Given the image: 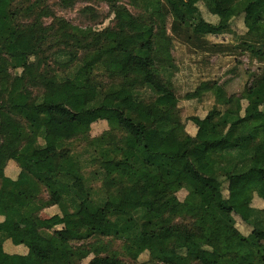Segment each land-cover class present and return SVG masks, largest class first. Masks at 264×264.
<instances>
[{
    "label": "trees",
    "instance_id": "16d2710c",
    "mask_svg": "<svg viewBox=\"0 0 264 264\" xmlns=\"http://www.w3.org/2000/svg\"><path fill=\"white\" fill-rule=\"evenodd\" d=\"M46 1L0 0V264H264V69L239 95L217 81L187 93L214 101L189 133L167 29L219 38L242 17L238 48L264 64V0H128L139 14L95 0L112 16L101 28ZM97 122L108 129L92 137ZM27 220L36 232L21 230Z\"/></svg>",
    "mask_w": 264,
    "mask_h": 264
},
{
    "label": "rangeland",
    "instance_id": "374dc122",
    "mask_svg": "<svg viewBox=\"0 0 264 264\" xmlns=\"http://www.w3.org/2000/svg\"><path fill=\"white\" fill-rule=\"evenodd\" d=\"M128 9L132 13H142L143 4L138 3V9H134L124 1ZM46 6L57 17L64 19L66 22L79 28L91 26L94 28H101L103 26L112 25V16L109 15V8L106 4L97 2L95 0H47ZM90 7L92 11H87L86 8ZM202 16L205 20L215 22V18L208 14L203 6L199 7ZM96 16V17H93ZM46 25L51 21V18L46 17L43 19ZM168 34L173 40V56L175 60L176 71L172 79V85L178 99L177 108L180 113L181 121L185 126L187 132H194L193 124L190 121L191 117L203 118L213 105V98L204 95L199 99H186L187 93L193 92L197 86L204 81H217L224 85V90L227 95H239L245 84L249 82L252 75L260 73L264 69V64L259 61L252 60L247 52H243L238 48L241 43L242 36L245 29L242 23V17L235 18L231 23V28L225 35L214 38L207 36L196 40L186 34L176 35L171 31V25L168 26ZM5 62L0 61V79L5 78L6 71ZM144 106L148 110L157 111L153 99L149 93L144 96ZM105 122H97L92 125L90 135L92 137L100 135L103 131L107 130ZM42 144L41 141H39ZM80 145L81 143L78 142ZM76 146L71 148L72 153H84L82 147ZM85 154V153H84ZM88 159V154L84 155ZM93 167L87 166L83 170L85 176L90 180L93 185L94 199H98L99 185L90 178L89 171ZM131 193L136 194L140 191L145 193H154L155 187L150 189H141L138 185L132 186ZM1 196V193H0ZM179 201L176 202L174 212L182 216L185 211V205L182 202V196L179 195ZM255 205H260L258 201L254 202ZM41 218H47L48 214L40 213ZM21 230L25 233L32 234L36 232V228L32 221H23L20 225ZM240 231H244V226L237 224ZM260 243L264 245V237L261 236ZM113 249H119V244H114ZM87 261L84 262L86 264ZM92 264H107L103 258L95 260Z\"/></svg>",
    "mask_w": 264,
    "mask_h": 264
},
{
    "label": "crops",
    "instance_id": "0c3cea01",
    "mask_svg": "<svg viewBox=\"0 0 264 264\" xmlns=\"http://www.w3.org/2000/svg\"><path fill=\"white\" fill-rule=\"evenodd\" d=\"M12 168H14V165L10 163L8 169H12ZM1 175H2V173H0V177H1ZM42 213H44L45 215H47V212H42Z\"/></svg>",
    "mask_w": 264,
    "mask_h": 264
}]
</instances>
